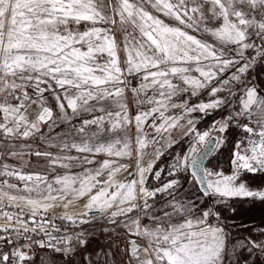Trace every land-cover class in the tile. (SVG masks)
Wrapping results in <instances>:
<instances>
[{
    "label": "snow or ice",
    "instance_id": "snow-or-ice-1",
    "mask_svg": "<svg viewBox=\"0 0 264 264\" xmlns=\"http://www.w3.org/2000/svg\"><path fill=\"white\" fill-rule=\"evenodd\" d=\"M245 202L264 0H0V264H264Z\"/></svg>",
    "mask_w": 264,
    "mask_h": 264
},
{
    "label": "trees",
    "instance_id": "trees-1",
    "mask_svg": "<svg viewBox=\"0 0 264 264\" xmlns=\"http://www.w3.org/2000/svg\"><path fill=\"white\" fill-rule=\"evenodd\" d=\"M245 204H247V203L246 202L243 203V205H245ZM243 209H244V211H243V213L239 219L245 223L260 224L261 220L264 219V206L257 204L256 206L250 205L249 207H243ZM98 242L101 243L102 241L98 240ZM44 251H46V250H40V252H41L40 256H42V252H44ZM57 262H60V264H62V261L59 259L57 260Z\"/></svg>",
    "mask_w": 264,
    "mask_h": 264
},
{
    "label": "rangeland",
    "instance_id": "rangeland-1",
    "mask_svg": "<svg viewBox=\"0 0 264 264\" xmlns=\"http://www.w3.org/2000/svg\"><path fill=\"white\" fill-rule=\"evenodd\" d=\"M210 122V121H209ZM220 163H221V165L223 166V168H224V170H225V172L227 173V171H228V167H229V165H228V154L226 153L223 157H221V159H220ZM251 204H249V203H247V204H245V205H243V207H249ZM98 240L100 241H102L101 243H105L106 241H105V237H104V235L103 234H98ZM121 243H123V238L121 237ZM40 255H41V252H40ZM47 252L46 251H44V252H42V256H45V258L47 259ZM59 258L57 257V260H58ZM38 260V261H37ZM37 262H36V264H41V261H40V257L38 256L37 257ZM57 264H60V262H57Z\"/></svg>",
    "mask_w": 264,
    "mask_h": 264
}]
</instances>
